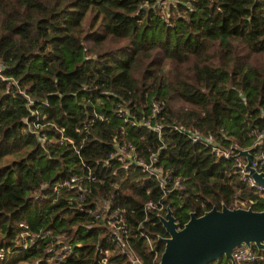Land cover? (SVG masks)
Instances as JSON below:
<instances>
[{
	"label": "trees",
	"instance_id": "1",
	"mask_svg": "<svg viewBox=\"0 0 264 264\" xmlns=\"http://www.w3.org/2000/svg\"><path fill=\"white\" fill-rule=\"evenodd\" d=\"M160 1L0 0V264H129L101 224L116 207L127 245L158 264L168 206L179 226L212 206L264 208L233 163L239 149L264 147V0H175L165 11ZM145 119L165 123L161 137ZM115 142L143 158L158 150L155 164L178 184L163 194L158 178L112 155ZM88 168L94 178L51 191ZM149 200L163 209H145ZM62 242L72 250L58 262Z\"/></svg>",
	"mask_w": 264,
	"mask_h": 264
},
{
	"label": "water",
	"instance_id": "2",
	"mask_svg": "<svg viewBox=\"0 0 264 264\" xmlns=\"http://www.w3.org/2000/svg\"><path fill=\"white\" fill-rule=\"evenodd\" d=\"M251 151L252 147L241 148L238 153L245 157V167L253 179L264 185V170L251 165ZM160 221L167 235L160 238L164 247L158 264H210L222 255L237 264L232 250L241 243L264 251V208L212 206L199 215L190 211L179 226L168 206Z\"/></svg>",
	"mask_w": 264,
	"mask_h": 264
},
{
	"label": "built area",
	"instance_id": "3",
	"mask_svg": "<svg viewBox=\"0 0 264 264\" xmlns=\"http://www.w3.org/2000/svg\"><path fill=\"white\" fill-rule=\"evenodd\" d=\"M2 64L0 63V76L2 74ZM23 93H25L24 90H22ZM26 94V93H25ZM29 102H32V99L28 97ZM158 103H154L152 106V112L151 116H154L157 114L158 111ZM120 114V113H119ZM121 115V114H120ZM133 123L135 121L131 120ZM143 125L148 126L149 128L155 130L157 132V136L161 137L163 128L165 126V123L162 121L157 122H150V120H143L140 122ZM41 124L37 121H34V128L37 129ZM168 125V124H167ZM173 129L181 131L186 133L192 140L194 141H202L207 144H210L213 151L221 157L224 158H231L233 155L232 150L229 148H223L221 147L217 141L211 136H207L204 134L197 133L196 131L182 128L177 124L170 125ZM256 141L259 144H262L264 142V130H256ZM158 151V150H157ZM157 151L152 152L148 158H143L139 156L135 150V146L131 142H115L114 144V152L112 155L118 159H120L123 164H136L140 166L141 170L144 172H147L149 175H152L159 179V184L161 187H163V194L166 193L164 184L167 183V181H174V184H178L180 177L172 175L170 172L164 171L161 167H158L155 164V157L157 156ZM234 160V166L237 168L240 178L245 181L248 187H250L254 192H256L261 198L264 199V185L257 183L253 177L249 174L248 170L245 167V157L239 153L234 154L233 156ZM251 165L256 167L258 170H263L262 167L264 165V147L263 145L259 150H257L254 154L252 153L251 158ZM88 171L86 175H78V174H71L69 177H66L64 179L56 180L53 182L51 186V191L54 193H57L60 189L65 187H74L78 184V182H81L82 179H91L94 178L93 175L90 173V169L88 168ZM49 196V193L44 195V197ZM251 203L255 204L257 203L256 199H249ZM104 203L101 204V210L102 212H98L95 210L93 212V215L95 217H100L103 219L104 212L108 209L109 204L108 201H103ZM164 207V204L161 200L158 201H152L149 200L145 203L144 208H155L157 211L162 210ZM106 215V213H105ZM98 224V222H97ZM102 225H106L108 227L109 233L112 237V239L115 241V247L117 251L122 252L127 256V259L129 261V264H143V260L127 245V233H126V226H125V220L122 215V208L116 207L114 210L109 211V215H107L104 222L101 223ZM87 229H90L93 227L92 224H82ZM73 229H77L78 225H72ZM27 235L30 236L28 240L31 239L32 232H27ZM142 236H145L147 244L150 246L151 250H154L155 256L157 255V251L153 247V243L150 240V237L147 236L145 233H141ZM63 238H66V235L62 236ZM110 237V236H109ZM25 241V245L26 242ZM60 241V240H58ZM76 244L80 245V242H77ZM72 249L69 247L68 242H62L61 247L55 249V259L61 261V259L64 258L65 255L69 254ZM233 257L237 264H245V262L252 261L256 258H264V253L257 254L254 252V250L245 245L244 243H241L233 248L232 250ZM103 264V263H101Z\"/></svg>",
	"mask_w": 264,
	"mask_h": 264
},
{
	"label": "rangeland",
	"instance_id": "4",
	"mask_svg": "<svg viewBox=\"0 0 264 264\" xmlns=\"http://www.w3.org/2000/svg\"><path fill=\"white\" fill-rule=\"evenodd\" d=\"M173 1H175V0H161L160 3H161V6L163 7V10H164V11L167 10L168 4H169L170 2H173ZM250 203H251V202H250ZM243 204H244V205L247 204V203L245 202V200H244ZM102 216H104V215H102Z\"/></svg>",
	"mask_w": 264,
	"mask_h": 264
}]
</instances>
